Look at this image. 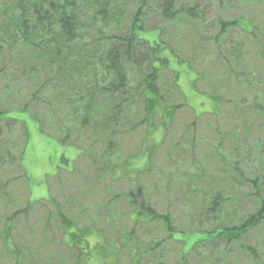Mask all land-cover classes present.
Here are the masks:
<instances>
[{
	"label": "trees",
	"instance_id": "trees-1",
	"mask_svg": "<svg viewBox=\"0 0 264 264\" xmlns=\"http://www.w3.org/2000/svg\"><path fill=\"white\" fill-rule=\"evenodd\" d=\"M223 1L0 0V152H3L0 154V170L5 159L10 164H17L21 170L20 158L27 143V130L23 122L11 117V113H28L27 106L9 108L14 101H6L19 89L21 94L26 95L25 100L32 104L46 102L51 110L49 117L54 123L51 128L65 135L60 139L62 142L79 151L76 161L81 157L90 159L100 177L83 178L88 189L90 185L95 188L96 182L99 187L103 186L102 192L107 191L102 181L106 178L112 180L116 171L126 179L150 172L154 165L153 155L167 139L177 112L184 107L192 110L180 89L178 72L170 68L162 53L168 50L175 56L178 65L192 71L195 75L192 86L196 93V82L203 77L194 69L193 60L179 59L165 41L169 28L187 31L190 36L198 37L199 43L209 42L210 55L215 62L213 65L218 64L222 68L221 77L215 79L217 85H213L212 89L215 92L218 86H222L223 91L217 88L219 95H213L214 92L203 94L211 102L212 109L194 116L200 119L203 115H212L218 120L222 107H229L228 111L232 114L224 116L236 120V136L231 143L232 152L223 155L221 152L220 155L231 166L224 164L221 170L223 180L212 176L209 182L203 184L200 194L204 195L201 203L205 205L201 206L199 214L203 221L194 225L199 217L192 216L189 222L191 231L174 232L169 215L161 216L153 212L150 220L161 221L168 233L166 239L181 244V257L185 262L195 245L224 242L236 244L259 264L256 252L244 247L241 241L264 224V26L260 28L243 18H228L221 13ZM153 23L156 24L155 29H159L160 42L152 46L140 40L137 34ZM236 30L244 38H236ZM195 52L198 59L204 60L202 47H196ZM250 60L255 65L249 62V66L254 65L249 68L247 62ZM163 72H168L169 76L163 77ZM228 95L232 97L230 101H226ZM128 116H132L129 123ZM157 119L159 122L155 123ZM36 120L43 129L42 120ZM13 128L19 133L16 142H13L16 148H12L17 154L6 146L12 142L7 133ZM156 128L163 132L161 141L144 149L146 139L154 141L150 138H153ZM137 129L145 131L144 145L138 154L127 157L128 161L121 164L118 159L124 146L123 137ZM73 132L77 134V140L87 143V150L71 142ZM139 156L145 161L143 165L134 166L136 163L133 162ZM246 159H252L254 167L251 163L250 167ZM61 165L56 177L58 180H61L60 171L68 174L81 172L72 164L68 168L69 162L64 158ZM98 179H101L100 185ZM8 183L0 185V210L11 203L7 194ZM227 185L236 186L239 199L248 198L255 207L236 225L229 222V218H222L226 204L231 200L225 191ZM50 187L48 185L45 202L54 207L60 223L57 233L62 236L61 242L66 249L74 250L77 258L86 264L85 257L90 253L84 252L83 247L92 245L90 240L93 236L97 237L93 248L98 249L100 243L107 246L105 236L92 227L76 229L74 220L68 218L61 204L51 197ZM243 187H246V192H242ZM125 200L136 205L129 199ZM34 203L39 202L30 203L27 200L22 210L24 216L28 215ZM20 214L21 210H18L13 216L4 218L1 228L4 248L15 255L16 264L25 262L24 250L11 240L13 220ZM204 223L214 226L211 230H202L200 225ZM49 225L46 220L43 232L50 228ZM176 234L197 238L188 252L184 251L183 239H174ZM121 238V246L120 241L114 243L117 251L133 240L131 235ZM134 245L130 253L135 254L139 264L144 256L153 254L160 243L144 253H139L141 245L138 242Z\"/></svg>",
	"mask_w": 264,
	"mask_h": 264
},
{
	"label": "rangeland",
	"instance_id": "rangeland-1",
	"mask_svg": "<svg viewBox=\"0 0 264 264\" xmlns=\"http://www.w3.org/2000/svg\"><path fill=\"white\" fill-rule=\"evenodd\" d=\"M221 6V13L230 19L243 18L251 20L260 28L264 26V0H224ZM155 27L154 23L146 26V30L138 32L137 37L152 46L159 43L160 32ZM210 33L212 34L213 31ZM236 38H244V36L236 30ZM165 41L173 48L179 59L193 60L194 69L203 75L202 80L196 82L198 89L196 93L192 86L195 79L192 71L184 65H178L175 56L168 50L162 53V56L169 61L170 68L178 72L179 86L185 102L194 112L186 107L177 112L167 139L153 155L154 165L150 172H143L139 176L126 179L121 178L119 176L121 173L116 171L112 180L104 177L106 180L102 181V184L107 188L105 192H102L103 186L100 188L96 182H94L95 188H92V185L89 189L85 187L83 178L100 176L87 157H81L76 161L79 151L74 146L62 142L60 139L65 135L51 128L54 123L50 119L51 110L46 102L32 104L28 99L25 100L26 95L21 94L19 89L16 94L13 92L11 98L6 100L14 101L9 108L27 106L28 113H11V117L25 124L27 143L20 158L22 171L17 164H10L8 159L4 160L0 170V185L9 182L7 194L11 199V203H7L6 207L0 210V264H16L15 255L4 248L1 228L4 218L13 216V213L18 210H21V214L13 220L11 240L24 250V264H85L77 258L74 250L66 249L61 242L62 236L57 233L60 223L56 212L52 204L45 202L48 199V185H51V197L61 204L65 215L74 220L76 229L92 227L105 236L107 246L100 243L98 249L93 248L97 240V237L93 236L90 240L92 245L83 247L84 252L90 253L88 257H85L86 264H137L138 258L130 253L135 242L141 245L139 253L155 249V244L160 243L159 248L157 247L153 254L144 256L139 264H159L160 261L162 264H256L250 253L234 243L224 242L195 245L185 262L181 257V244L166 239L168 233L161 221L150 220L153 212L161 216L169 215L171 227L176 233L191 231L189 222L192 216L199 217L193 220L194 225L203 221L199 215L202 211L201 206L205 205L201 203L204 198V195L200 194L201 188L203 184L211 180L212 176L223 180L221 170L225 163L227 167L231 166V163L224 161L220 153L222 152L223 155L232 152L231 143L236 136H234L236 120L224 116V114H232L228 111V106L225 107L226 109L222 107V114L218 120L212 115H203L200 119L194 116L195 113L201 115L211 111L212 104L203 94L214 92L213 85H217L214 81L219 79L222 73L220 65H213L215 62L210 55L209 42L199 43L198 37H192L187 31L175 28L167 30ZM196 47L204 49L202 54V57H205L204 60L196 57ZM251 60L247 62L249 68L255 65ZM249 62L254 65L249 66ZM214 67L217 68L214 69ZM161 75L166 77L169 73L163 72ZM217 88L220 92L224 89L222 86ZM216 90L213 95L215 93L219 95L220 92ZM231 98V95H228L226 101H230ZM18 99L21 101L18 102ZM35 118L42 120L43 129ZM131 120L132 116H128V123ZM157 122L159 119L155 123ZM155 131L153 138H150L154 141L146 139L144 149H149L153 144L156 145L161 141L163 132L160 128H156ZM8 133L12 142L6 146L11 148L9 149L13 154H17V151L15 150L14 153L12 148H16L13 142L17 140L19 133L14 128ZM144 134V129H137L123 137L124 146L119 152L120 159H118L121 164L128 161L127 157L138 154L144 145L142 143ZM73 141L78 147L87 150V143L77 140L75 132L71 137V142ZM245 145L249 146L247 143ZM62 158L69 162L68 168H71L72 164L81 172L68 174L60 171L61 180L56 179L59 168L62 167ZM138 159L133 162V164L136 163L134 166L143 165L145 159ZM246 161L252 167L250 163L253 164V160L246 159ZM98 180L100 185L101 179ZM225 191L231 196V200L226 204L227 209L222 218L224 220L229 218L228 221L232 224H239L255 210L254 203L248 198L239 199L236 186L227 185ZM243 191L246 192V187H243ZM63 198L68 201L67 204L63 202ZM125 199H129L136 205ZM27 200L30 203H39H34L28 215L24 216L22 210L26 207ZM46 220L50 223V228L43 232ZM204 224L200 225L202 230H208L214 226ZM125 235H131L133 240L117 251L115 244L120 241L121 246V242L123 243L121 237ZM174 239H183L184 251L188 252L197 238L192 235L182 237L176 234ZM241 244L253 249L259 264H264V224L246 235ZM160 251L161 255H159Z\"/></svg>",
	"mask_w": 264,
	"mask_h": 264
}]
</instances>
